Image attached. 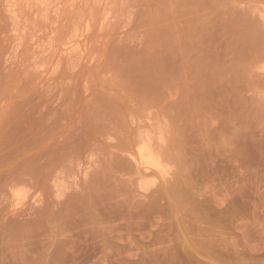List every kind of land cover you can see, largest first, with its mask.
Returning <instances> with one entry per match:
<instances>
[{"label":"rangeland","instance_id":"374dc122","mask_svg":"<svg viewBox=\"0 0 264 264\" xmlns=\"http://www.w3.org/2000/svg\"><path fill=\"white\" fill-rule=\"evenodd\" d=\"M0 264H264V0H0Z\"/></svg>","mask_w":264,"mask_h":264},{"label":"bare ground","instance_id":"6f19581e","mask_svg":"<svg viewBox=\"0 0 264 264\" xmlns=\"http://www.w3.org/2000/svg\"><path fill=\"white\" fill-rule=\"evenodd\" d=\"M65 44L68 47L63 49V51H65L67 54H71L72 52L74 53L75 51L77 52V49H79V46H80L78 40H73V39L69 40V42H67ZM137 155L138 156L136 158H137L138 164H139L140 167L142 166L141 167L142 170H143L142 175H143V173L146 174V175L147 174L149 175L152 172L150 167L151 166H155V163H154L151 155L148 154L147 152H145V150L143 148H140V150H139Z\"/></svg>","mask_w":264,"mask_h":264}]
</instances>
